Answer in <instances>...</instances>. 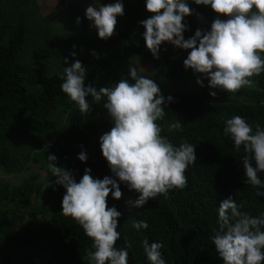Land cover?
I'll list each match as a JSON object with an SVG mask.
<instances>
[{"label": "trees", "instance_id": "1", "mask_svg": "<svg viewBox=\"0 0 264 264\" xmlns=\"http://www.w3.org/2000/svg\"><path fill=\"white\" fill-rule=\"evenodd\" d=\"M59 1L60 7L45 15L39 0H0V169L17 174L39 164L45 170L43 176L32 173L16 185L0 182V264H89L92 238L74 218L63 214L66 189L48 167V154L55 153L56 163L73 170L77 180L88 166L93 176L112 175L99 141L112 127L104 100L97 103L87 97L92 107L82 113L61 89L64 68L75 59L87 66L86 84L97 88L126 76L131 80L129 68L120 70L129 59L151 62L153 71L138 70L139 74L155 79L165 96L176 98L164 106V119L157 121L162 135L177 145L185 140L196 145L197 160L185 170V188L170 189L167 197L149 198L143 206L132 203L138 193L123 182L120 198L109 194V206L115 204L123 213L116 246L131 243L129 264H150L142 244L145 238L163 241L167 264H224L211 239L218 228L220 200L232 194L243 204L241 211L254 216L264 212V195L245 183L243 149L237 150L224 134V122L239 114L253 127L264 124V73L251 77L252 86L236 92L216 89L213 96L210 85L187 81L173 58L178 47L165 42L159 59L148 49L139 23L153 14L145 0L125 3V14L118 16L108 39L92 31L86 6L79 0ZM189 3L194 12L185 20L190 25L186 38L198 27L210 29L218 15L210 5ZM78 16L83 18L80 23ZM62 20L73 24L63 27ZM118 42L126 47L115 51ZM73 50L77 56H70ZM85 50L92 53L86 55ZM176 121L182 126L170 128ZM85 148L88 159L82 161L78 153ZM258 174L264 178V172ZM37 217L42 219L38 225L24 224ZM140 219L148 221L147 229L133 227V221Z\"/></svg>", "mask_w": 264, "mask_h": 264}, {"label": "clouds", "instance_id": "2", "mask_svg": "<svg viewBox=\"0 0 264 264\" xmlns=\"http://www.w3.org/2000/svg\"><path fill=\"white\" fill-rule=\"evenodd\" d=\"M197 5H210L218 14L210 29L198 27L194 34L185 37L190 25L186 17L194 12L189 0H145V7L153 13L139 23L146 46L159 59L165 42L182 49H191L183 63L197 75L203 86L204 78L217 95L216 89L236 92L255 82L251 77L264 73V0H194ZM99 5V7H97ZM125 14L124 0L89 4L85 15L91 27L98 30L100 38L114 35L118 16ZM77 17V22H82ZM76 45H73L75 49ZM94 55L96 50H92ZM73 50L70 56H77ZM68 60L69 57H63ZM87 66L75 59L64 68L61 89L74 101L82 113L91 110L87 97L99 103L104 100L112 127L99 137L103 156L108 161L112 175L103 178L92 175L90 166L77 180L74 171L56 163L55 153L48 154V167L56 175L58 184L66 192L62 199V212L78 222L84 234L92 238V247L87 251L89 264H129L130 242L117 247L121 236L118 231L119 218L123 213L113 204L109 206V194L113 198L122 196L121 182L138 195L132 203L145 205L149 198L160 194L169 195L170 189H183L188 184L185 170L197 160L196 145L187 140L174 144L162 135L163 127L157 121L165 116V105L176 98L165 96L157 81L139 74L135 64L129 66L132 79L127 76L113 86L97 88L87 83ZM223 132L234 141L237 150L243 149L245 183L256 187L258 195H264V124L255 127L247 118L236 114L225 119ZM181 121L169 125L180 128ZM84 148V146H81ZM82 161L88 159L86 148L78 153ZM118 178V179H117ZM230 194L220 200L218 206V228L211 237L218 255L224 264H264V212L251 215L241 211ZM138 231L147 229L145 219L134 220ZM150 264H167L162 252L163 241L142 242Z\"/></svg>", "mask_w": 264, "mask_h": 264}, {"label": "rangeland", "instance_id": "3", "mask_svg": "<svg viewBox=\"0 0 264 264\" xmlns=\"http://www.w3.org/2000/svg\"><path fill=\"white\" fill-rule=\"evenodd\" d=\"M40 1V4L42 6V11H43V14H48L49 12L53 11V10H56L60 7V1L59 0H39ZM82 4H84L87 8V6L89 4H94L95 3V0H79ZM109 2H112V0H100V3H109ZM133 2L132 0H128L124 3H131ZM97 7H99V5H97ZM59 23H64V24H59ZM58 24L59 25H63V27H69L68 25H72L73 23H68L64 20H62L61 22H59ZM91 23V21H90ZM62 27V28H63ZM92 31L94 33H97L98 34V30L94 27H91ZM126 45L125 43L123 42H118V43H115L113 45V50L115 51H118L119 49H123L125 48ZM191 51V49H182V48H176L174 53H173V58L174 61H175V64L181 69L182 73H184V76L185 78L187 79V81L189 83H192V84H197V85H200L198 82H197V75H202V74H199V73H195L191 68H185L184 66V59L187 57V54L188 52ZM92 52L90 50H85L84 51V54H91ZM131 64H135L136 67H137V70H142V71H145V72H151L153 71V64L151 62H139L137 60H134V59H129L122 67L120 70H123V69H128L129 66ZM163 83H166L168 84L169 82V79L165 76H160ZM171 82V80H170ZM114 84H108L107 86H113ZM204 85H208V78L205 77L204 78ZM32 173H40L41 176L44 175L45 173V170H42L41 169V166L39 164H32L31 165V168L30 170L26 171V172H23V173H17V174H7V173H4L1 169H0V182L4 181V182H10L12 185H16V184H19L21 183L22 181H24V179L26 177H29L32 175ZM42 222V219L40 217H37V218H27L25 219L24 221V224L25 225H30V224H35V225H38L39 223Z\"/></svg>", "mask_w": 264, "mask_h": 264}]
</instances>
